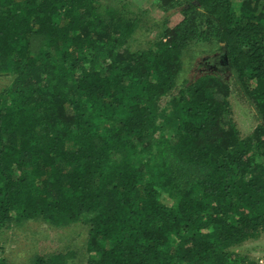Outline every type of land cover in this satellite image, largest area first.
Returning <instances> with one entry per match:
<instances>
[{
  "label": "trees",
  "instance_id": "16d2710c",
  "mask_svg": "<svg viewBox=\"0 0 264 264\" xmlns=\"http://www.w3.org/2000/svg\"><path fill=\"white\" fill-rule=\"evenodd\" d=\"M103 1L0 0V238L85 228L19 264H259L236 249L264 233V0H153L171 27ZM190 53L239 76L251 133L223 75L180 82Z\"/></svg>",
  "mask_w": 264,
  "mask_h": 264
},
{
  "label": "rangeland",
  "instance_id": "374dc122",
  "mask_svg": "<svg viewBox=\"0 0 264 264\" xmlns=\"http://www.w3.org/2000/svg\"><path fill=\"white\" fill-rule=\"evenodd\" d=\"M105 0L103 1V3ZM117 3V0H114ZM127 2V1H126ZM132 6L142 12H146L149 19L152 18L153 22L157 20L166 21L167 27L177 25L182 16L177 11L176 13L163 14L158 8L155 9V5L158 3L153 0H130ZM172 12V11H171ZM152 36H156L155 34ZM137 42H134V46L137 44L142 45L141 48L146 47V40H144L143 34H137ZM135 39V40H136ZM136 49V48H135ZM217 56L218 59H217ZM221 57V58H220ZM222 55H199L192 56L191 53L184 57V69L186 70L182 76V80H195L201 74L208 73L209 75L220 74L225 77L227 81L231 83L230 95L228 96V106L232 111V118L236 122L241 134L246 136L251 133L255 127L260 123V118L257 114L256 109L253 107L251 102L247 99L242 84L240 83L239 76L235 75L228 68H225V61ZM220 58V59H219ZM211 62H210V61ZM4 81V80H2ZM0 81V86H6L7 82ZM166 103L164 99L163 103ZM228 107V108H229ZM85 228L81 225H75L71 228H57L47 226V224L38 225L37 222L26 225L23 228L12 231L7 235H1V240L13 248H20L22 251L19 256H14V263H23L27 258L37 254L42 258L50 256L52 252H62L65 248L73 247L77 248L81 239L85 237ZM17 242V243H16ZM236 252L247 257L250 260L260 261L259 264H264V233L261 239L244 244L242 247L236 249ZM65 253V252H64Z\"/></svg>",
  "mask_w": 264,
  "mask_h": 264
}]
</instances>
